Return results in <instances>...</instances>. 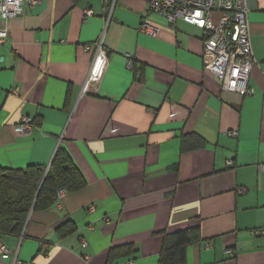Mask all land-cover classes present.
Returning <instances> with one entry per match:
<instances>
[{
	"label": "crops",
	"instance_id": "obj_1",
	"mask_svg": "<svg viewBox=\"0 0 264 264\" xmlns=\"http://www.w3.org/2000/svg\"><path fill=\"white\" fill-rule=\"evenodd\" d=\"M27 1L0 20V169L36 167L40 189L62 149L85 185L2 235L0 264H157L189 228L184 264H264V0H246L250 96L204 69L200 30L147 0Z\"/></svg>",
	"mask_w": 264,
	"mask_h": 264
},
{
	"label": "built area",
	"instance_id": "obj_2",
	"mask_svg": "<svg viewBox=\"0 0 264 264\" xmlns=\"http://www.w3.org/2000/svg\"><path fill=\"white\" fill-rule=\"evenodd\" d=\"M38 1L27 2L34 6ZM24 3L25 0H0V20L7 22L20 16ZM147 10L158 17H164L170 25L182 21L200 30L203 34L204 69L217 77L223 90L241 96L252 95L253 90L248 86V79L254 56L246 0H147ZM140 31L155 37L160 29L145 23ZM5 37L6 31L0 30V42ZM101 52L98 48L96 55ZM14 130L20 134L29 133V121L23 118ZM229 135L235 136L236 133L231 132ZM228 164L232 165V162L229 161ZM258 168L264 172V163L259 164ZM245 191L239 190L240 193ZM62 194L63 192H59V196ZM258 234L264 235V230ZM9 253L0 243V257L8 258Z\"/></svg>",
	"mask_w": 264,
	"mask_h": 264
},
{
	"label": "trees",
	"instance_id": "obj_3",
	"mask_svg": "<svg viewBox=\"0 0 264 264\" xmlns=\"http://www.w3.org/2000/svg\"><path fill=\"white\" fill-rule=\"evenodd\" d=\"M41 179L40 170L33 166L24 171L0 169V237L19 235L30 210L51 206L58 190L77 192L85 185L78 170L62 149L55 153L45 181L39 189ZM74 228L72 223H68L65 231L61 227L59 232L63 235L70 234ZM198 239V228L164 235L157 264H184L187 246Z\"/></svg>",
	"mask_w": 264,
	"mask_h": 264
}]
</instances>
